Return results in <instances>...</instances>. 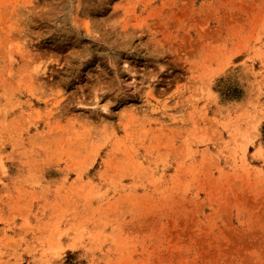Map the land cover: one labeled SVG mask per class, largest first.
Segmentation results:
<instances>
[{"label": "rangeland", "instance_id": "rangeland-1", "mask_svg": "<svg viewBox=\"0 0 264 264\" xmlns=\"http://www.w3.org/2000/svg\"><path fill=\"white\" fill-rule=\"evenodd\" d=\"M0 264H264V0H0Z\"/></svg>", "mask_w": 264, "mask_h": 264}]
</instances>
